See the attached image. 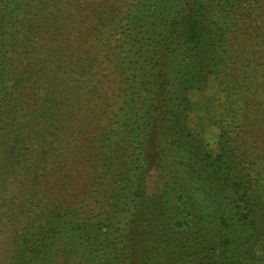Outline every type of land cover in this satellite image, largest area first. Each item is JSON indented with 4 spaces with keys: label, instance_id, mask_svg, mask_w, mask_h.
Masks as SVG:
<instances>
[{
    "label": "trees",
    "instance_id": "1",
    "mask_svg": "<svg viewBox=\"0 0 264 264\" xmlns=\"http://www.w3.org/2000/svg\"><path fill=\"white\" fill-rule=\"evenodd\" d=\"M35 1L54 36L80 9L65 29L93 42L66 88H42L48 30L0 0V264H264V0ZM102 79L116 109L85 113L91 159L71 190L65 130L78 88L89 105ZM209 84L215 152L188 123Z\"/></svg>",
    "mask_w": 264,
    "mask_h": 264
},
{
    "label": "rangeland",
    "instance_id": "2",
    "mask_svg": "<svg viewBox=\"0 0 264 264\" xmlns=\"http://www.w3.org/2000/svg\"><path fill=\"white\" fill-rule=\"evenodd\" d=\"M12 2H15L16 0H11ZM27 2V10L24 11L23 15V21L25 24V27H21L23 29H33L37 30L39 33H43L46 30H48L47 34H43V38L40 39L38 37V41L40 42L38 45L35 43V48H38L43 42H49V46L47 51H39L38 54L40 57V62L37 63V65H32L33 69L40 68V72H44L45 76L43 78V82L41 83L40 87L45 86V82L50 81L53 82V87L58 86H65L64 80L67 76V70L71 67L69 64H74V60L76 56H83L85 57L86 54H84L86 48L92 44V40L88 41V44L85 45L84 42H81V37L78 36L76 33H74L73 30H69V32L65 29L68 28L69 21H73L75 19H78V16H82V12L80 9L68 7L63 9L61 14H63L64 18L60 20L58 23L60 26L63 27V30L66 32L63 36H54L53 29L54 27L50 26V21L47 24L45 22V26L39 22L41 20L40 16L41 14H35L37 11L36 4H38L35 0H24ZM55 12V10L53 9ZM27 12V14H26ZM57 14V12H55ZM54 13V14H55ZM22 16H20L21 18ZM34 18L37 20V23H35L36 28H32L29 26V23L27 22L28 18ZM55 20V19H54ZM22 24V22H21ZM48 26V27H47ZM10 26H7L9 28ZM82 29V28H81ZM84 33V32H82ZM27 34V33H26ZM113 38L112 42H109V44L112 46L115 44L114 38L116 35H111ZM49 37V39H47ZM36 37H32V39H35ZM111 38V40H112ZM110 39V38H109ZM71 58V59H70ZM70 60V63H69ZM65 66V68L61 67L60 70H57L56 66ZM67 65V66H66ZM101 67L104 66V63L101 62ZM95 67V66H94ZM93 67V70L95 71V68ZM101 67L98 69L101 71ZM104 82H102L100 85H97L99 92L98 94H94L91 96V101L89 102V105L87 104V100L85 99L88 93H83L82 88H78V90L81 92L79 93L81 95V101L77 105L76 111H78L80 115L74 116L68 124V129L65 130L66 135V141L67 143L63 144V158H65L63 164L64 169H70L71 171V180L69 181V187L72 190L74 187H78V182L83 180V176L85 175L86 171L89 170V162L91 157L89 156L87 149L90 147L89 139H87L91 132L90 130L94 129L95 122L89 121L91 124L83 125L81 126L80 123L82 122L83 118L85 117V113L89 112L88 108H94L95 105L99 104L100 107H102V102L106 101L105 103L108 104V109L111 111V109L115 110L114 106V100L111 97V88H114V85L111 84V82H105V79H102ZM70 81V86L72 87L75 81ZM93 84H86V88H91L90 86ZM111 86V87H110ZM66 88V86L64 87ZM74 89L75 86L73 87ZM102 88V89H101ZM72 89V90H74ZM67 93L73 94L71 91H65ZM217 94L215 92V89L213 85L209 84L207 87H204L200 91H194L189 94L190 101L192 102V109L189 113L188 117V123L191 130L198 134L200 138L204 140L205 143H207L209 150L212 152H215L217 150V136L219 127L217 124L214 123L211 117V113L213 112V100L217 98ZM100 95V96H99ZM97 96L100 97V99H97ZM104 103V104H105ZM96 108V107H95ZM75 110V109H73ZM82 135V136H81ZM93 152L96 151V149H92ZM79 174V175H78ZM77 175V176H76ZM82 176V177H81ZM83 183V182H82ZM81 186V183H80Z\"/></svg>",
    "mask_w": 264,
    "mask_h": 264
}]
</instances>
